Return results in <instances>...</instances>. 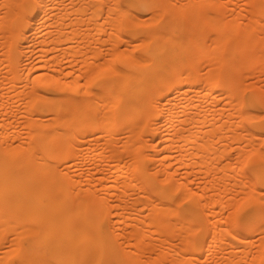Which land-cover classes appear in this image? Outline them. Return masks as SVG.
Listing matches in <instances>:
<instances>
[{
  "label": "bare ground",
  "instance_id": "obj_1",
  "mask_svg": "<svg viewBox=\"0 0 264 264\" xmlns=\"http://www.w3.org/2000/svg\"><path fill=\"white\" fill-rule=\"evenodd\" d=\"M262 78L264 0H0V264H264Z\"/></svg>",
  "mask_w": 264,
  "mask_h": 264
},
{
  "label": "rangeland",
  "instance_id": "obj_2",
  "mask_svg": "<svg viewBox=\"0 0 264 264\" xmlns=\"http://www.w3.org/2000/svg\"><path fill=\"white\" fill-rule=\"evenodd\" d=\"M254 80H255V79H254ZM263 80H264V79L262 78L261 80H259V82H261V84H264V82L262 83ZM77 163H78V164H77L76 168H77V169H80V168H81V163H80L79 161H77ZM79 163H80V164H79ZM148 163H149V161H148ZM256 244H257V243H255V246H256ZM205 259H206V258H205ZM208 259H210V258L208 257L207 260H208ZM207 260H206V261H207ZM212 260H213V259H212ZM215 260H216V259L214 258V261H215ZM206 261L204 262V264H205V263H207V264H211V262L214 263V261H209V262H208V261L206 262ZM216 262H217V260H216ZM215 264H216V263H215Z\"/></svg>",
  "mask_w": 264,
  "mask_h": 264
}]
</instances>
